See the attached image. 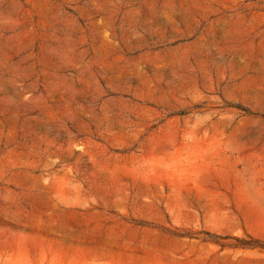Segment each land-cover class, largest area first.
<instances>
[{
    "label": "rangeland",
    "instance_id": "rangeland-1",
    "mask_svg": "<svg viewBox=\"0 0 264 264\" xmlns=\"http://www.w3.org/2000/svg\"><path fill=\"white\" fill-rule=\"evenodd\" d=\"M0 264H264V0H0Z\"/></svg>",
    "mask_w": 264,
    "mask_h": 264
}]
</instances>
